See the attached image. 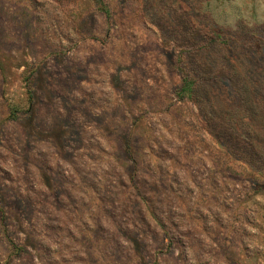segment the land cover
<instances>
[{
  "label": "rangeland",
  "instance_id": "obj_1",
  "mask_svg": "<svg viewBox=\"0 0 264 264\" xmlns=\"http://www.w3.org/2000/svg\"><path fill=\"white\" fill-rule=\"evenodd\" d=\"M0 264H264V0H0Z\"/></svg>",
  "mask_w": 264,
  "mask_h": 264
},
{
  "label": "trees",
  "instance_id": "obj_2",
  "mask_svg": "<svg viewBox=\"0 0 264 264\" xmlns=\"http://www.w3.org/2000/svg\"><path fill=\"white\" fill-rule=\"evenodd\" d=\"M184 93L188 96H191L193 93V83L189 81L187 78L184 79L183 86L181 87L179 94Z\"/></svg>",
  "mask_w": 264,
  "mask_h": 264
}]
</instances>
